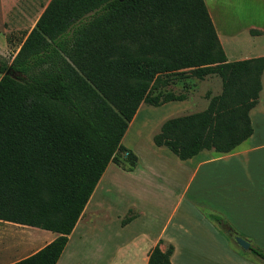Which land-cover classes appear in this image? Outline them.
<instances>
[{"label":"trees","instance_id":"1","mask_svg":"<svg viewBox=\"0 0 264 264\" xmlns=\"http://www.w3.org/2000/svg\"><path fill=\"white\" fill-rule=\"evenodd\" d=\"M24 36L10 61L0 57V221L56 237L12 264L57 262L107 164L135 167L120 142L139 105L185 101L170 75H212L220 92L163 121L154 147L185 161L227 154L252 133L264 56L228 62L203 0H50ZM136 217L129 208L119 224ZM158 243L146 264H169L172 247Z\"/></svg>","mask_w":264,"mask_h":264},{"label":"crops","instance_id":"2","mask_svg":"<svg viewBox=\"0 0 264 264\" xmlns=\"http://www.w3.org/2000/svg\"><path fill=\"white\" fill-rule=\"evenodd\" d=\"M256 2L243 21L214 7L210 10L204 2L228 62L264 56V0L259 8ZM250 30L258 34L250 35ZM249 121L251 135L227 154L201 151L179 161L171 153L150 151L146 159L135 154L136 164L129 172L108 163L55 264H146L159 241L161 251L172 247L169 264H252L238 255L230 236L235 233L247 240L245 229H264V71ZM129 208L137 217L120 226ZM204 211L218 216L224 226L201 216ZM98 214L104 218L95 220ZM55 237L0 221V264L24 259Z\"/></svg>","mask_w":264,"mask_h":264},{"label":"rangeland","instance_id":"3","mask_svg":"<svg viewBox=\"0 0 264 264\" xmlns=\"http://www.w3.org/2000/svg\"><path fill=\"white\" fill-rule=\"evenodd\" d=\"M47 0H0V51L7 46L5 53L2 51L0 57L9 61L12 53L37 20V16ZM256 2V6L261 7V3ZM208 8L212 7L218 11L237 16L242 21L253 3V0H204ZM264 8V4L262 6ZM22 10L24 16L19 12ZM182 75H170L168 77V90L174 94H184L186 99L182 102H170L159 107H150L142 104L134 115L125 131L121 145L129 149L139 158L146 159L150 156V151H162L171 156L164 148L156 149L152 146L150 136L156 132L158 126L165 120L194 112L202 111L207 104L205 94L214 96L220 92V82L218 78L210 75L202 80L191 77L186 71ZM119 208H116L118 210ZM98 216L95 220L104 218ZM206 219H210L208 212L201 213ZM94 217H91L93 220ZM4 232L6 230L2 229ZM244 230V229H241ZM246 235L243 237L250 240L252 246L264 251V229L253 228L245 229ZM238 252V250H237ZM238 255L252 264H264L254 257L250 252L239 250Z\"/></svg>","mask_w":264,"mask_h":264},{"label":"water","instance_id":"4","mask_svg":"<svg viewBox=\"0 0 264 264\" xmlns=\"http://www.w3.org/2000/svg\"><path fill=\"white\" fill-rule=\"evenodd\" d=\"M234 242V244L238 247V249L242 252H245L249 249L250 243L249 241L241 238L240 236L233 233V235L230 236Z\"/></svg>","mask_w":264,"mask_h":264}]
</instances>
